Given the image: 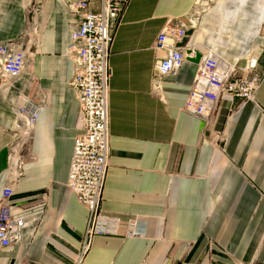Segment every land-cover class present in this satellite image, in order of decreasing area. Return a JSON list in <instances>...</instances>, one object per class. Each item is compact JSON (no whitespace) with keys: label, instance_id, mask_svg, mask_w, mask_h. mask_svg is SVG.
<instances>
[{"label":"crops","instance_id":"obj_1","mask_svg":"<svg viewBox=\"0 0 264 264\" xmlns=\"http://www.w3.org/2000/svg\"><path fill=\"white\" fill-rule=\"evenodd\" d=\"M76 1L0 0V43L26 46L21 75L0 89V192L16 120L10 101L24 95L41 106L12 182L11 217L24 225L17 241L0 247V264H74L81 246L86 212L66 187L80 126L66 52L80 21ZM166 24L183 25V43L227 64L254 58L263 75L254 102L232 110L222 102L207 123L185 112L196 66L163 78L154 66ZM109 65L100 211L141 236L93 237L81 264H264V0H130Z\"/></svg>","mask_w":264,"mask_h":264},{"label":"built area","instance_id":"obj_2","mask_svg":"<svg viewBox=\"0 0 264 264\" xmlns=\"http://www.w3.org/2000/svg\"><path fill=\"white\" fill-rule=\"evenodd\" d=\"M92 0H77L72 8L80 21L71 32L66 52L72 55L73 69L68 85L79 105V131L73 139V151L66 187L84 207L85 228L74 264H81L93 237L141 236L131 222L104 215L100 211L109 159V93L112 71L109 57L115 30L130 0H98V10L91 11ZM187 31L183 25L166 24L157 34L155 47L163 57L155 63L161 78L176 73L184 63L196 66L183 110L208 122L225 102L230 110L239 104L254 102L262 76L256 71V60L249 57L244 76L224 73L221 61L208 49L183 43ZM26 57L22 39L0 43V89L9 91L21 75ZM247 63V62H246ZM233 72V71H232ZM227 74V75H226ZM229 75V77H228ZM160 90L158 84L154 87ZM10 104L15 110L13 141L9 148L6 178L0 192V247L19 239L22 219L11 217L14 196L12 182L20 176L21 151L29 141L41 106L27 96L18 95ZM235 105V106H234Z\"/></svg>","mask_w":264,"mask_h":264},{"label":"rangeland","instance_id":"obj_3","mask_svg":"<svg viewBox=\"0 0 264 264\" xmlns=\"http://www.w3.org/2000/svg\"><path fill=\"white\" fill-rule=\"evenodd\" d=\"M217 58L220 59L221 61V65H222V68H223V71L224 73H236V75L238 76H244L246 75L245 74V71L248 72L247 68H246V65L249 64V56L248 55H245L244 57H242L240 59V63H237L235 65H230V64H227L226 62H224L220 57H218L216 55ZM251 59V58H250ZM247 62V63H246ZM233 71V72H232ZM227 75V74H226ZM229 77V75H228Z\"/></svg>","mask_w":264,"mask_h":264}]
</instances>
